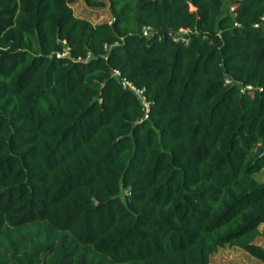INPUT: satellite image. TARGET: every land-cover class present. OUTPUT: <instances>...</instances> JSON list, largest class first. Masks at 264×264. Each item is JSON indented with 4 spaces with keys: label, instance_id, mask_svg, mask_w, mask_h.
<instances>
[{
    "label": "trees",
    "instance_id": "trees-1",
    "mask_svg": "<svg viewBox=\"0 0 264 264\" xmlns=\"http://www.w3.org/2000/svg\"><path fill=\"white\" fill-rule=\"evenodd\" d=\"M77 1L0 0V264L264 262V0Z\"/></svg>",
    "mask_w": 264,
    "mask_h": 264
},
{
    "label": "rangeland",
    "instance_id": "rangeland-1",
    "mask_svg": "<svg viewBox=\"0 0 264 264\" xmlns=\"http://www.w3.org/2000/svg\"><path fill=\"white\" fill-rule=\"evenodd\" d=\"M72 8L75 15L87 18L92 23L110 21V13L107 6L100 8L89 7L83 1L78 0L72 4ZM255 178L260 182H264V168L255 174ZM259 228L263 229L264 225H260ZM254 243L264 247V238L257 236ZM209 260L211 264H264V262L251 256L241 248L231 245L219 247L210 255Z\"/></svg>",
    "mask_w": 264,
    "mask_h": 264
},
{
    "label": "built area",
    "instance_id": "built-area-1",
    "mask_svg": "<svg viewBox=\"0 0 264 264\" xmlns=\"http://www.w3.org/2000/svg\"><path fill=\"white\" fill-rule=\"evenodd\" d=\"M232 9V8H231ZM260 21H264V13L261 15L260 17ZM260 23H255L254 26L257 27L259 26ZM152 31V29L149 26H144L142 28V33L143 35H149L150 32ZM189 29L188 28H179L178 31L173 32V33H169L168 36L174 41V42H183L184 44H187L188 40H189ZM226 82H229V79L225 80ZM252 86L247 85L244 88H242L241 90H252ZM142 100H144V98L142 97ZM125 193L127 194L128 191L123 190L122 193V197L124 198Z\"/></svg>",
    "mask_w": 264,
    "mask_h": 264
},
{
    "label": "crops",
    "instance_id": "crops-1",
    "mask_svg": "<svg viewBox=\"0 0 264 264\" xmlns=\"http://www.w3.org/2000/svg\"><path fill=\"white\" fill-rule=\"evenodd\" d=\"M264 225V224H263Z\"/></svg>",
    "mask_w": 264,
    "mask_h": 264
}]
</instances>
